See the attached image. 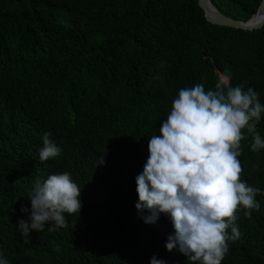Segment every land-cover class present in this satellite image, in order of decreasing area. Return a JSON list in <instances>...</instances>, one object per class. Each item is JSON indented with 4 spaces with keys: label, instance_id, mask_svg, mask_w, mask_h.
<instances>
[{
    "label": "trees",
    "instance_id": "1",
    "mask_svg": "<svg viewBox=\"0 0 264 264\" xmlns=\"http://www.w3.org/2000/svg\"><path fill=\"white\" fill-rule=\"evenodd\" d=\"M0 264H264V27L0 0Z\"/></svg>",
    "mask_w": 264,
    "mask_h": 264
},
{
    "label": "water",
    "instance_id": "2",
    "mask_svg": "<svg viewBox=\"0 0 264 264\" xmlns=\"http://www.w3.org/2000/svg\"><path fill=\"white\" fill-rule=\"evenodd\" d=\"M198 5L202 9L205 19L213 25L243 31H255L264 27V0L261 1L257 12L247 21L236 20L227 16L211 0H198Z\"/></svg>",
    "mask_w": 264,
    "mask_h": 264
}]
</instances>
